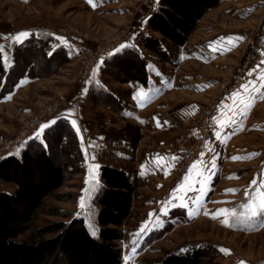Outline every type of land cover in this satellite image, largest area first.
I'll return each instance as SVG.
<instances>
[{"label":"rangeland","instance_id":"1","mask_svg":"<svg viewBox=\"0 0 264 264\" xmlns=\"http://www.w3.org/2000/svg\"><path fill=\"white\" fill-rule=\"evenodd\" d=\"M93 2L95 7L88 0H0L6 71L16 62L17 46L34 33L42 34L44 52L63 46L72 57L55 62L57 68L43 77L34 75L44 70L45 58L36 61L34 71L0 100V158L18 149L21 143L11 142L23 128L28 127L29 138L36 136L65 107L77 111L79 133L75 130L84 155L83 170L44 198L31 227L16 239L28 240L39 226L77 216L95 231L94 197L102 183L100 166L107 163L127 169L138 185L122 226V264H155L169 252L196 246L207 252L204 264H264V212L251 216L247 207L264 193V99L259 98L264 94V0H221L199 21L173 63L139 40L150 32L147 19L158 0ZM21 32L29 35L20 42L9 38ZM228 37L243 39L232 46ZM76 42L85 46L84 53ZM128 44L150 63L148 87L123 82L103 67L106 55ZM97 77L122 105L103 102L92 86ZM237 78L242 83L236 84ZM248 100L253 102L245 107L242 101ZM190 172L191 187L178 192ZM15 189L0 179V191ZM221 209L230 214H220Z\"/></svg>","mask_w":264,"mask_h":264},{"label":"trees","instance_id":"2","mask_svg":"<svg viewBox=\"0 0 264 264\" xmlns=\"http://www.w3.org/2000/svg\"><path fill=\"white\" fill-rule=\"evenodd\" d=\"M220 2L159 0L147 19L150 32L142 34L139 40L162 61L173 63L199 21ZM41 35L34 33L17 46L16 62L9 71H6L3 54H0V100L34 71L36 61L45 58L44 70L34 75L43 77L57 68L54 63L58 60H71L68 49L63 46L51 53L44 52ZM27 59L33 63L30 67L26 64ZM103 67L123 82L146 87L150 84V63L134 45H125L106 55ZM92 86L108 105H122L121 98L106 90L102 83L95 81ZM17 148L0 158V179L16 185L13 192L0 191V264H122L123 250L119 241L123 238L122 226L132 213L138 186L134 175L120 166L107 163L100 166L102 183L94 197L97 205L95 231L83 216H77L70 221L39 226L33 229L30 239L17 240L44 207V198L80 173L84 161L77 132L71 121L64 117L49 124L43 136H32ZM206 254L200 246L189 247L169 252L155 264H204Z\"/></svg>","mask_w":264,"mask_h":264},{"label":"snow or ice","instance_id":"3","mask_svg":"<svg viewBox=\"0 0 264 264\" xmlns=\"http://www.w3.org/2000/svg\"><path fill=\"white\" fill-rule=\"evenodd\" d=\"M88 2H89L90 4H92L93 7L96 6V4L93 2V0H88ZM28 35H29V34L26 33V32H21V33L16 34L15 36H10L9 38H10V39H14V40H16L17 42H20V40H21L22 37H26V36H28ZM58 39H61V40H62L63 38H62V37H58ZM225 39H227V41H228L230 44H232V46H235V43L238 42L239 40H242L243 37H228V38H225ZM214 50H218V49H214ZM2 53H3V46H0V54H2ZM5 59H7V58L5 57ZM261 80H262V82H264V76L261 77ZM245 87H246V86H245ZM261 87H264V83L261 84ZM254 90L259 91V89H254ZM236 95H237V97L239 98V95H240V94L237 93ZM136 98L142 100V99H143V94H142V92H138V93L136 94ZM259 98H260V99H264V94H262ZM252 102H253L252 100L242 101V103L244 104L245 107H250ZM73 125H75V121H73ZM47 126H48V125H42V126H41V131H42L43 128H45V127H47ZM157 126H160V125H159V122H157ZM41 131H38L35 135H36L37 137H39L40 134H41ZM253 155H256V154H255V153H252V154H249V156H247V157H233V159H247V158H251V156H253ZM161 159H162V158H161ZM201 164H203V161H200V162H198L197 164H193V165H192V170H193V171L197 170ZM197 174H200V173L197 172ZM185 180L188 181V183L185 184V185H182L181 188L177 189L178 192H179V191H184V190H186L187 188H190V187H191V183H190V181H191V172L189 173V175H188L187 177H185ZM252 183L255 184L256 181L253 180ZM229 191H235V190H234V189H230ZM258 200H259V202L256 203V204H254V205H253V204H249V205H247V207L249 208V213H250L251 216H255V215H257V210L264 212V193H260V194H258ZM80 206H81V207L84 206V200H83V198L81 199V204H80ZM219 213H220V214H223V215H225V216H227L228 214H230V213L228 212L227 209H221V210H219ZM206 214H207V213H206ZM214 218H215V217H214ZM223 223L228 224V220H227V218H225V219L223 220ZM93 235H95V232H93ZM221 251H223V252H225V253L228 252L227 249H221ZM239 264H244V262H243V261H240Z\"/></svg>","mask_w":264,"mask_h":264},{"label":"built area","instance_id":"4","mask_svg":"<svg viewBox=\"0 0 264 264\" xmlns=\"http://www.w3.org/2000/svg\"><path fill=\"white\" fill-rule=\"evenodd\" d=\"M141 12L143 13L144 16H147V14H146V12L144 10H141ZM112 43H113L112 46H111L112 48H109V49H112L113 50L116 46H115L114 42H112ZM75 45H76V48L78 49L79 52H81V53H84L85 52L86 48H85V46L82 43L76 42ZM87 74H88V71L84 72L83 73L84 77H86ZM235 83L236 84L242 83V79L241 78H237L235 80ZM28 138H29L28 127H26V128H23L21 130L18 138L15 141H12L11 142V145L15 143L14 146H17L20 143H23L24 141H26Z\"/></svg>","mask_w":264,"mask_h":264},{"label":"crops","instance_id":"5","mask_svg":"<svg viewBox=\"0 0 264 264\" xmlns=\"http://www.w3.org/2000/svg\"><path fill=\"white\" fill-rule=\"evenodd\" d=\"M158 3H159V0H158V2H157V5H158ZM123 46H125V45H121V46H119V48L120 47H123ZM4 56V55H3ZM5 63V62H4ZM99 78L100 77H97V78H94L97 82H99ZM13 94H11L10 96H12ZM60 117H64V118H67V119H69L70 121H71V123L73 124V121H75V125H74V128H76V130L78 131V133H79V129L77 128V122H78V114H77V111L75 110V108H72V107H65L62 111H61V113L58 115V117L57 118H60ZM56 118V119H57ZM174 206H173V208H178L179 207V205H177L176 204V202H174V204H173Z\"/></svg>","mask_w":264,"mask_h":264}]
</instances>
